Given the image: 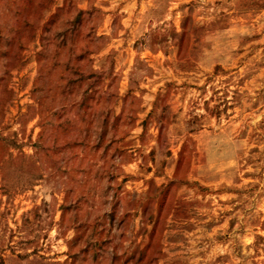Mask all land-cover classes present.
Wrapping results in <instances>:
<instances>
[{
	"label": "rangeland",
	"instance_id": "rangeland-1",
	"mask_svg": "<svg viewBox=\"0 0 264 264\" xmlns=\"http://www.w3.org/2000/svg\"><path fill=\"white\" fill-rule=\"evenodd\" d=\"M0 264H264V0H0Z\"/></svg>",
	"mask_w": 264,
	"mask_h": 264
}]
</instances>
